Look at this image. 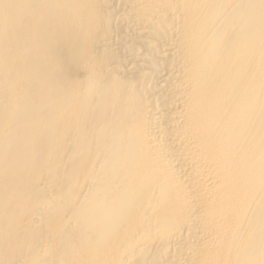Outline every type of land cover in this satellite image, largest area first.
I'll return each instance as SVG.
<instances>
[{"label":"bare ground","instance_id":"bare-ground-1","mask_svg":"<svg viewBox=\"0 0 264 264\" xmlns=\"http://www.w3.org/2000/svg\"><path fill=\"white\" fill-rule=\"evenodd\" d=\"M0 264H264V0H0Z\"/></svg>","mask_w":264,"mask_h":264}]
</instances>
